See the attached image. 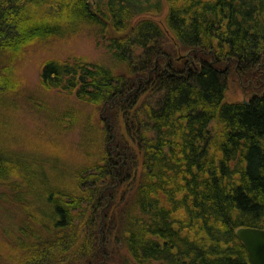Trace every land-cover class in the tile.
I'll use <instances>...</instances> for the list:
<instances>
[{"label": "trees", "instance_id": "obj_1", "mask_svg": "<svg viewBox=\"0 0 264 264\" xmlns=\"http://www.w3.org/2000/svg\"><path fill=\"white\" fill-rule=\"evenodd\" d=\"M78 32L111 64L48 58L40 82L96 123L59 167L0 152L21 218L0 264H251L237 229L264 228V0H0V109L29 47Z\"/></svg>", "mask_w": 264, "mask_h": 264}, {"label": "rangeland", "instance_id": "obj_2", "mask_svg": "<svg viewBox=\"0 0 264 264\" xmlns=\"http://www.w3.org/2000/svg\"><path fill=\"white\" fill-rule=\"evenodd\" d=\"M96 39L89 32H78L29 47L28 53L16 65L19 94L11 106L0 109V126L6 124L0 129V152L14 158L33 159V162L43 163L45 167L52 165L51 161L59 167L61 161L64 162L70 156L74 161L77 160L75 154L78 151L75 148L81 139L80 125L96 123L94 115L89 118L94 108L78 102L74 95H66L57 89H45L40 82L41 65L48 58L65 59L73 56H84L92 62L111 64L110 52ZM101 41L105 43L103 39ZM226 99H246L236 80L229 81ZM67 107L77 110L82 121L65 132L57 120ZM9 194L7 185L0 184V216L4 215L0 219L1 244L7 239L3 236L4 229L8 230L9 239H15L18 220L21 219L17 203L5 200L12 197ZM4 249V244L0 245V252ZM5 252H8L7 249Z\"/></svg>", "mask_w": 264, "mask_h": 264}, {"label": "water", "instance_id": "obj_3", "mask_svg": "<svg viewBox=\"0 0 264 264\" xmlns=\"http://www.w3.org/2000/svg\"><path fill=\"white\" fill-rule=\"evenodd\" d=\"M237 235L248 252L251 264H264V228L243 226L237 229Z\"/></svg>", "mask_w": 264, "mask_h": 264}]
</instances>
